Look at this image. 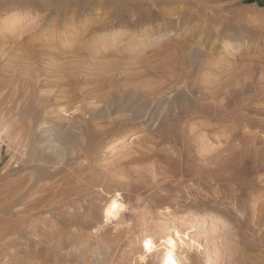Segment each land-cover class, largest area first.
I'll list each match as a JSON object with an SVG mask.
<instances>
[{"label": "rangeland", "instance_id": "obj_1", "mask_svg": "<svg viewBox=\"0 0 264 264\" xmlns=\"http://www.w3.org/2000/svg\"><path fill=\"white\" fill-rule=\"evenodd\" d=\"M144 1L0 0V264H165L171 253L180 264H264V34L221 18L259 14L264 0L206 5L212 35L189 44L211 67L189 80L231 98L201 111L182 83L165 82L160 47L184 42L186 25ZM144 67L156 74L140 77ZM29 83L32 96L18 98ZM69 83L71 100L60 92ZM146 83L148 94L124 92ZM109 93L129 110L109 115L98 101ZM76 108L105 116L103 128L123 120L84 142L62 136L41 157L43 133L33 140L28 116L46 115L58 136L82 123ZM48 168L62 170L37 182ZM116 196L124 206L110 219Z\"/></svg>", "mask_w": 264, "mask_h": 264}, {"label": "bare ground", "instance_id": "obj_2", "mask_svg": "<svg viewBox=\"0 0 264 264\" xmlns=\"http://www.w3.org/2000/svg\"><path fill=\"white\" fill-rule=\"evenodd\" d=\"M144 2H145L144 3L145 5L143 4V5H138V6H143V7L146 6L147 7V11L150 12V13L162 14L163 15L162 18H170L171 20H175V22L177 23V27L178 28H181V25H186V27H187V28H185L186 30H184V31L181 29L183 31V36H184L183 39H185L184 42H179V43L175 44L174 46H172L170 44L166 45V43H165L164 45H162L160 47L162 49V51H163V55L166 57L164 59L167 62L171 63V66L169 68L170 76L165 79V82L168 83V84L172 83V82H175V81L182 83L185 86L184 88H186L187 92L194 99L196 98V102L199 105V111H201L200 109H205V107L207 108L208 105H205V104H206V100L208 98H212V99L217 100L218 97H220L221 98L220 101L222 102V105L223 106H226V105L228 106L230 98H231V95H230L229 92H226V90H224V92L222 94L220 92L221 89H216L215 91L208 90V86L207 85L206 86H202L200 84L198 85V81L197 80H195L194 82H191L189 80L191 72H193L195 69L201 70V69H203L206 66L208 68L211 67V63H210L209 60H207V61H203V60H200V59L197 60V58L193 57V55H195L197 53L198 54H202V53L200 52L201 49L200 50H195L194 47H196V46L193 45V44H189L190 43L189 37L194 35V34H196V35L199 34V36L201 35L200 36V40L202 42H204L205 44L207 42V39L209 37H211L212 33H211L210 29L212 28V26H214L215 22H213V21H215V19L213 18L212 14L210 12L206 11V7H207L206 5H208V4H210L211 2H214V1L213 0H145ZM136 8H137V5H136ZM6 18H7V16H6ZM138 18H143V16L142 17L138 16ZM221 18L224 19L223 22H224L225 26H227V27H229V26L231 27L233 21L236 20V22H238L240 24V26L250 27V28L256 29V30L260 29V30H258V32H262L264 34V10L261 11L259 14H248L247 12H243V11H235V12L231 13V16H224V17L222 16ZM149 20H151V19H149ZM194 20L196 21L195 22V28L193 30H189V27H190L189 23L194 21ZM17 21H19V20H17ZM50 28H52V27H50ZM149 29H151V28H149ZM222 29H223V27H222ZM222 29H220V27H219V30H217L216 34L221 33ZM181 30H180V32H181ZM221 36L223 37V34ZM217 38L219 39V35L217 36ZM223 40H225V39H223ZM198 43H195V44L198 45ZM232 45H233V43H232ZM28 53H29V51H28ZM31 61H32V59H31ZM152 68H154V67H151V68L150 67L149 68L144 67V72H142L143 74L140 73V77L146 78V77H149L150 75L154 76L153 74H156V73L151 70ZM40 76H42V75H40ZM66 79H64V80H66ZM42 83H44V82L36 81V83H34V84L35 85H40ZM153 83L154 82H152L151 84H153ZM61 84H63V83H61ZM71 84L72 83H69L68 88H64L63 90H60V92L62 94H64V95H66L69 98V100L73 99V97L75 96V94L73 93L75 89L71 86ZM11 85L12 84H10V86ZM13 86H15V85H13ZM60 86H62V85H60ZM198 87H200V90H198ZM197 90H198V92L200 94L199 95L197 94V96H196ZM24 91H25L24 94L21 97H18V98H21L22 100H25L26 97L29 98L30 96H32V94L34 92L32 84L29 83V85L26 86ZM124 92H131L132 96L137 97L138 95L143 96V94H148L147 92H149V91L147 90V83H146V84H140V85L137 84L136 86L129 87V88L125 89ZM110 95H111L110 93L107 94V95L102 94L101 97L98 98L99 103H103V105L105 107L104 109L107 111V113H109V115H112L111 113H117V112H122L123 113V112L129 110V104H126L124 102L121 103V102H118V101L114 102L109 97ZM123 96H125V93H123ZM213 104L216 105L215 102H213ZM19 106L20 105H18L16 107V111L19 109ZM46 108H47V105L44 104L43 105V110H45ZM134 108H135V106H133V109ZM141 108H139V109H141ZM76 109L78 110L79 108H76ZM104 109L103 110L100 109L101 110V114L104 113L103 112ZM79 111H80V114H82V116L84 115L82 123L79 124V125H75V124L74 125L73 124L69 125V128L67 129L65 134L58 135V136H57V132H54L53 129L49 126L50 121H49V119H48V117L46 115L43 116L42 114L41 115H37V113H34V114H30L28 116L29 117V122L27 124V128H28L29 132L33 134V136H34L33 140L36 139L38 141V138L39 137L41 138V136H40L41 133H43V137L44 138L39 139V142L43 141L42 148H41V152H42L41 157H44L46 160L49 159V155H47L46 152H45L46 149L47 148H52L55 145H59L60 146V143H62V141H63V137H64L66 143H69L70 140L75 137L76 133H78L80 136H82V142H84L85 141L84 134H85V132L87 130L91 129L92 132L94 131L96 134H101L102 135V134L110 132L114 128V126L116 124H118L119 122H121L123 120V118L121 116H116V117L112 118L111 120H109V124H107V125H110V126L108 128H103V127H106V126H104L106 124H103V117H105V116H98V115L92 113L87 118L86 117L87 114H85L84 110L79 109ZM150 113L153 114V112H150ZM154 113H156V112H154ZM15 114H18V113L15 112ZM136 118L138 119L137 116H136ZM151 118H153V117H151ZM156 122H157V120H156ZM41 127H43V128H42L41 131H39L41 129ZM27 142L29 143L28 140H27ZM28 145L29 144H24L23 145L25 154L30 152L28 150ZM32 154H33V152L30 153L31 156H32ZM38 162H39V159H38ZM61 170H62L61 168H57L54 171H49V168H48V172L46 174H38L39 178H37V182L38 181H43L46 178L51 179V177L55 176ZM22 180H23V178H22ZM23 182H25V181H23ZM43 182H45V181H43ZM54 185H55L54 183L46 182V183H43L42 185H39V187H42V188L51 187L50 190H52V189H54ZM56 188H59V187H56ZM37 195H40V194H37ZM117 195L120 196V193H118ZM118 196L114 197L107 205L106 213H107V217L108 218H110V217L114 218V217L118 216L120 211L123 209L124 204L119 200ZM260 207H263V203L260 205ZM170 241H173V239H170ZM165 264H180V263H179L178 258L175 255V253H171V254H169L167 256V260H166Z\"/></svg>", "mask_w": 264, "mask_h": 264}]
</instances>
